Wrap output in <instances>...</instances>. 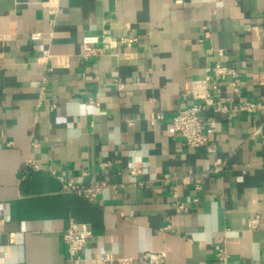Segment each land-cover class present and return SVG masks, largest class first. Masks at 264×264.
Returning <instances> with one entry per match:
<instances>
[{
	"label": "crops",
	"instance_id": "1",
	"mask_svg": "<svg viewBox=\"0 0 264 264\" xmlns=\"http://www.w3.org/2000/svg\"><path fill=\"white\" fill-rule=\"evenodd\" d=\"M48 1L0 0V264H145L146 252L216 264L223 240L232 264H264V222L246 225L264 217V0H51L55 13ZM126 30L132 48L80 58L84 37ZM216 64L239 73L236 102L263 109L217 116L208 155L173 118ZM27 159L41 168L24 173ZM60 175L111 187L88 200ZM71 222L92 231L80 263L63 241Z\"/></svg>",
	"mask_w": 264,
	"mask_h": 264
},
{
	"label": "built area",
	"instance_id": "2",
	"mask_svg": "<svg viewBox=\"0 0 264 264\" xmlns=\"http://www.w3.org/2000/svg\"><path fill=\"white\" fill-rule=\"evenodd\" d=\"M51 13L57 11L56 5L51 0L45 4ZM139 42V38L128 33L126 30L119 37H105L100 41L98 37H84L82 41V52L80 58L88 61L91 58L106 55L112 52L117 56V51L121 48H132ZM203 79L193 82L191 90L187 93L194 100L191 107L179 111L173 118V130L190 148L204 151L208 155L216 154V146L210 141V137L217 130V116L230 119L238 113H258L263 109L260 102L239 103L236 102L241 93L237 79L239 73L235 68L227 65L216 64L207 69ZM224 86L228 89L224 90ZM45 87L40 88L41 99L45 94ZM230 93L232 95H230ZM92 105L99 106L97 101L91 102ZM158 118H161L158 116ZM111 163H101L102 167L110 166ZM41 167L37 161L27 159L22 164V171L39 170ZM225 170V162L217 159L211 169L214 175L222 174ZM86 177L87 174L82 175ZM63 184V191L72 192L88 200L97 199L106 189L110 188L108 182H85L79 183L66 182L64 175L57 177ZM173 196L177 198L176 188H171ZM200 190V187H197ZM195 202H198L196 199ZM264 222L261 214H254L246 221L248 232H254L260 228ZM1 236V231H0ZM92 231L87 225L71 222L65 230L63 241L66 246L70 261L75 263L83 262L81 252L90 243ZM216 264H232L230 254L227 250L225 241H221L215 246ZM166 256L164 253L146 252L141 257L145 264H164ZM95 264L112 263L109 258H95Z\"/></svg>",
	"mask_w": 264,
	"mask_h": 264
}]
</instances>
